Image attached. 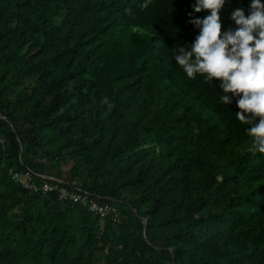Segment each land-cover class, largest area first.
Returning <instances> with one entry per match:
<instances>
[{
    "label": "trees",
    "instance_id": "trees-1",
    "mask_svg": "<svg viewBox=\"0 0 264 264\" xmlns=\"http://www.w3.org/2000/svg\"><path fill=\"white\" fill-rule=\"evenodd\" d=\"M142 2L0 0V264H264V154L173 59L209 13Z\"/></svg>",
    "mask_w": 264,
    "mask_h": 264
},
{
    "label": "clouds",
    "instance_id": "clouds-1",
    "mask_svg": "<svg viewBox=\"0 0 264 264\" xmlns=\"http://www.w3.org/2000/svg\"><path fill=\"white\" fill-rule=\"evenodd\" d=\"M152 0H143L147 9ZM226 0H195L192 13L208 12L191 19L199 34L190 45L173 49V59L189 79L219 81V102L235 101V118L245 126L249 151L264 154V0H251L246 16L241 7L231 13L236 28L222 33L220 12ZM231 94V95H230ZM106 100V98H105Z\"/></svg>",
    "mask_w": 264,
    "mask_h": 264
},
{
    "label": "built area",
    "instance_id": "built-area-1",
    "mask_svg": "<svg viewBox=\"0 0 264 264\" xmlns=\"http://www.w3.org/2000/svg\"><path fill=\"white\" fill-rule=\"evenodd\" d=\"M12 178L15 181L21 182L24 185L25 188L30 189V188L34 187V184L30 181V172L29 171L25 172L24 174L13 173ZM49 180H54V179L49 178ZM42 189L44 191H52L54 189V187L51 186L48 183H44L43 186H42ZM61 193H62L61 198H66V195L67 196L69 195L70 198L74 202H77V201H80V200L84 201L89 196L87 193H84V192L82 194H78V193H75V192L69 193L64 188L61 189ZM90 210L93 211V212L99 213L103 217V216H105L107 214L108 211H110V208L108 206H106V205L104 207H99V206H97L95 204H91Z\"/></svg>",
    "mask_w": 264,
    "mask_h": 264
},
{
    "label": "rangeland",
    "instance_id": "rangeland-1",
    "mask_svg": "<svg viewBox=\"0 0 264 264\" xmlns=\"http://www.w3.org/2000/svg\"><path fill=\"white\" fill-rule=\"evenodd\" d=\"M65 168H67V167H65Z\"/></svg>",
    "mask_w": 264,
    "mask_h": 264
}]
</instances>
